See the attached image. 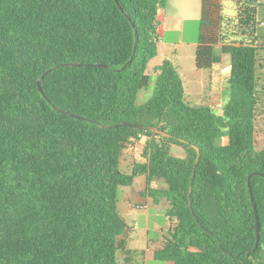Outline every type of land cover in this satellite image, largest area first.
<instances>
[{"label":"trees","instance_id":"trees-1","mask_svg":"<svg viewBox=\"0 0 264 264\" xmlns=\"http://www.w3.org/2000/svg\"><path fill=\"white\" fill-rule=\"evenodd\" d=\"M167 3L0 0V264H119V193L141 176L175 221L157 261L264 264V0H202L197 68L231 58L221 114L186 102L171 61L138 104ZM143 138L147 162L127 174Z\"/></svg>","mask_w":264,"mask_h":264},{"label":"crops","instance_id":"crops-1","mask_svg":"<svg viewBox=\"0 0 264 264\" xmlns=\"http://www.w3.org/2000/svg\"><path fill=\"white\" fill-rule=\"evenodd\" d=\"M201 9L202 0H168L159 16L158 54L150 62L148 73L156 79V68L171 61L183 79L188 104L196 108L222 109L229 97L231 58L223 56L221 64L210 70L197 68ZM145 143L143 138L125 150L120 164L125 173L131 174L136 165L147 162ZM152 184L158 189L167 188L161 179H154ZM147 187V178L141 176L135 178L132 186L120 190L118 211L127 228L119 237L123 246L119 264H171L157 261L155 253L163 248V239L175 221L167 215V201L156 203L146 193Z\"/></svg>","mask_w":264,"mask_h":264},{"label":"rangeland","instance_id":"rangeland-1","mask_svg":"<svg viewBox=\"0 0 264 264\" xmlns=\"http://www.w3.org/2000/svg\"><path fill=\"white\" fill-rule=\"evenodd\" d=\"M198 36H199V31H198ZM152 79H151V83L148 89L143 90L138 97V104L141 105L145 102H147L148 100L151 99L153 93H154V88H155V78L153 77V74L151 73ZM228 86V83H227ZM223 109V108H222ZM222 109H214L216 114H221L222 113ZM257 147L259 149L264 147V118L259 119L258 122V128H257ZM173 153L176 156L179 157H184L185 153L184 150L179 147V146H174L173 147ZM127 156V154H126ZM125 156V158H127ZM126 161V159H125ZM120 197V194H119Z\"/></svg>","mask_w":264,"mask_h":264},{"label":"water","instance_id":"water-1","mask_svg":"<svg viewBox=\"0 0 264 264\" xmlns=\"http://www.w3.org/2000/svg\"><path fill=\"white\" fill-rule=\"evenodd\" d=\"M116 2L118 3V5L120 6L121 10H123L122 6L119 4V0H116ZM138 38V36H137ZM136 49H137V43H136V46H135V51H134V55L136 53ZM134 55H133V58H134ZM133 58L131 59L130 62H132ZM48 73H45L43 77H45ZM38 88H39V91H41L43 93V89H42V86H41V83L40 81L38 82ZM126 126H129V127H133V128H138V129H150L152 131H155V132H158V133H162L160 132L157 128H154V127H148V126H143V125H138V124H134V123H126L125 124ZM165 135V134H164ZM167 136V135H166ZM199 162V158L197 160V163ZM192 191V189H191ZM252 200L254 201V197L252 196ZM254 208H255V215H256V220H257V225H256V232H257V243H256V248L259 246V243H260V229H261V223H260V217H259V214H258V210H257V206L256 204H254Z\"/></svg>","mask_w":264,"mask_h":264},{"label":"built area","instance_id":"built-area-1","mask_svg":"<svg viewBox=\"0 0 264 264\" xmlns=\"http://www.w3.org/2000/svg\"><path fill=\"white\" fill-rule=\"evenodd\" d=\"M140 209L143 208V207H139Z\"/></svg>","mask_w":264,"mask_h":264}]
</instances>
